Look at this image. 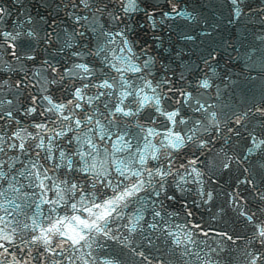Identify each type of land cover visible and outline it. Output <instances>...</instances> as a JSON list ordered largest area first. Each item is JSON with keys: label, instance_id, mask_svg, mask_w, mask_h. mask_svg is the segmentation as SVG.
<instances>
[{"label": "water", "instance_id": "1", "mask_svg": "<svg viewBox=\"0 0 264 264\" xmlns=\"http://www.w3.org/2000/svg\"><path fill=\"white\" fill-rule=\"evenodd\" d=\"M85 3L0 0L6 12L0 30L20 34L16 56L12 42L0 40V101L4 113L12 112L0 120V205L15 204L7 214L0 208V217L7 215L10 232L16 229L11 246L5 244L6 264H251L254 255H264L253 227L264 222V0H135L127 13L128 0ZM82 77L91 84L107 80L112 88L85 89L75 109L81 124L62 123L41 98L67 103ZM101 91L107 95L88 102ZM33 106L37 112L27 114ZM114 106L133 115L114 117ZM175 110V124L161 114ZM41 123L46 130L33 127ZM21 128L39 134L23 141L25 152L7 146L21 142L8 139ZM170 130L184 138L178 149L166 138ZM41 139L52 159L35 147ZM36 160L58 189L36 186L28 175ZM93 160L113 185L122 179L117 169H126L140 173L144 188L108 222L107 235H89L90 246L58 247V236L50 247L30 244L51 226L49 219L81 215L71 208L80 207L81 196L110 194L103 176L80 171ZM71 184L82 191H67ZM55 191L63 196L58 205L42 203L55 200Z\"/></svg>", "mask_w": 264, "mask_h": 264}, {"label": "snow or ice", "instance_id": "2", "mask_svg": "<svg viewBox=\"0 0 264 264\" xmlns=\"http://www.w3.org/2000/svg\"><path fill=\"white\" fill-rule=\"evenodd\" d=\"M82 3H85V0H81ZM236 3V0H233V4ZM85 7H87V3H85ZM136 7L135 0H128V6L124 8V11L127 13L131 10H134ZM6 15L5 9L0 7V21L4 20V17ZM167 15V13H165ZM77 20L80 18L77 17ZM31 35V33H29ZM83 35V33H81ZM109 39H111L110 34H107ZM20 34L19 33H13V32H6L3 30H0V40H3L5 42L11 41L12 43L9 45V51L13 56H16V52L13 51V49L16 46V42L19 39ZM126 43V41H125ZM27 59H33V57L28 56ZM76 69L80 70L84 74H90V69L86 64H77L74 66ZM118 72L120 69H116ZM55 71V69H53ZM133 71H139V69L133 68ZM71 74V70H69L66 75ZM63 79V77H61ZM56 81H53L55 83ZM94 87L97 89H111L112 84L108 83L107 80H105L103 83L100 84H91V82L84 83L83 77H82V87L75 88V91L72 93L73 99L68 100L67 103H57L53 100L50 96H44L41 99L43 101H47L48 108L47 112H51L54 114H60L57 119H59L62 123L64 121H74L76 126H79L81 124L80 120H76V112L75 109H79L81 107V104L78 102L80 100H84L85 97L83 95V92L85 89H88L89 87ZM203 87H208L207 82H203ZM107 95V93L101 91L96 95L95 97L89 98L88 102H91L92 99L99 100L101 96ZM33 101V104L36 103V97L31 98ZM8 104H11V101H7ZM118 103H123V101H118ZM156 103L158 104L159 101L157 99ZM4 104V101H0V120H4L5 117L11 118L12 112L8 111L7 113H4L2 111V106ZM107 107V105H105ZM67 110V114H65V111ZM199 110V109H197ZM159 111V109H157ZM27 114L35 113L37 112V107L33 106L26 110ZM41 115H45V113L41 112ZM162 115H165L167 120L175 124L177 122V117H179L180 113L179 110H175L168 113H161ZM110 115L116 117V116H130L133 115L130 111H125L124 107H116L114 106V111L110 113ZM92 120V117H88L85 123H90ZM111 123V121H109ZM181 124L185 123L183 118L179 120ZM237 123H240V119H237ZM33 127L46 130L47 125L46 124H35ZM70 127V125H69ZM26 129L21 128L18 131H15L11 133L10 136H8L9 140H12L13 138L20 140V143H9L7 144L8 147L13 149H19L21 152L27 151V148L25 147V143L23 142L25 139L31 138L36 139L39 137V134H37V137H31V134H27ZM152 130H149V135H152ZM7 135V134H5ZM57 136L64 135L63 132L56 133ZM169 139V145L172 148L178 149L183 145L184 138L179 134L176 133L173 135L171 130L168 133ZM103 139V137H101ZM191 139V137H189ZM51 143V140L49 141ZM87 143H91V141H87ZM260 143H264V141H261ZM4 144L5 139L4 136H0V153L4 152ZM38 149H44L48 155L45 157V159H52L51 150L47 148V146L44 144L43 139H41L39 144L35 145ZM95 146L93 145V148ZM259 147V145H257ZM249 152L252 151L251 148L248 150ZM40 153L37 152L36 156L39 157ZM64 154L61 152V156ZM88 157L92 156V153L89 152L87 154H84ZM83 158V156H82ZM87 163V162H86ZM141 163H143V157H141ZM228 165L226 164L225 167ZM55 167H59V165H56ZM31 168L36 169V171H32L31 169L28 172V175L34 177L36 180H38V184L36 185L40 189L44 191L48 190H55L59 188V185L55 183V181L52 180V177L47 175V172L49 169H45L43 165H40L38 160L31 162ZM69 168H71V165L69 164ZM52 171L55 170V168L51 169ZM82 172H92L95 175V178L97 180L102 179L103 176V165H101V171H97L96 162L93 160L91 164H87L86 167L80 169ZM120 176L122 177L121 180H119L116 184L113 185L111 180H108L106 176H103L102 183L105 188H108L110 190L109 193H103L100 197H96L94 194L89 193L88 196H81V202L80 207L78 208L77 203H72L71 208L74 212L78 211L81 213V215H72V216H65L60 217L56 219L54 222H52L51 219H49V223L51 224L50 227L44 228L41 230L39 235L34 236L29 243L33 245H44L47 247H50L52 244V237L58 236L62 238L61 243L58 244V247H62L63 245H68V247L72 249H76L77 246H85L87 245V241L89 239V235L93 232L95 233H103L104 235H107L108 233L105 231L108 222L110 220L116 219L119 214L122 207H126L127 204L131 201L133 197H137L138 193L141 192V190L144 188V181L142 179H137L140 177L139 172H131L127 173V170H121L117 169ZM159 174V173H157ZM4 175L3 173H0V176ZM21 175H24V173H21ZM149 175H152L149 173ZM45 181L51 182V188L46 185ZM127 181V182H126ZM249 183L251 181H248ZM65 185H68V181H63ZM95 186V185H93ZM14 191H18L17 189H14ZM67 191L69 192H80L82 189L78 187L76 184H71L70 187L67 188ZM159 193H157L158 195ZM0 195H4V193H0ZM56 199L55 200H42V203L48 204L51 203L53 205H58L60 201L63 199V196L61 195L60 191H55ZM261 199H264V196L261 197ZM87 200L89 203L85 204L84 201ZM8 206L15 207V204L13 201L9 200L7 202V205H0V208H2L5 213L7 214V208ZM54 210V209H53ZM83 213H87V216H83ZM245 215L246 219L249 222L253 221V217L251 215ZM156 215H159L157 213ZM0 225H3V227H0V257H4L3 260H0V264H6V258L9 253V248L5 246V244H8L11 246L13 243V233L16 231L15 228L11 230L9 229V221L7 219V215L4 217H0ZM33 230L39 227V225H36V222L33 221ZM154 227V226H153ZM253 227L255 228V235L258 236L262 243H264V222L255 223L253 224ZM24 229H28L29 225L24 224ZM168 235H171V233H168ZM231 239V237H229ZM176 244L179 245L181 241L179 239H176ZM90 246V245H87ZM140 255L143 257L144 254L140 253ZM71 259V257H69ZM144 259H147V257H144ZM257 260L264 261V255L256 256L254 255L251 264H256ZM14 264H18V262L14 261ZM105 264H113V261H105Z\"/></svg>", "mask_w": 264, "mask_h": 264}]
</instances>
